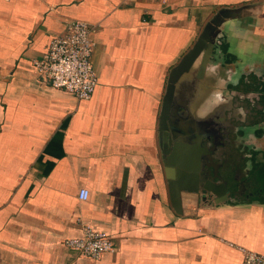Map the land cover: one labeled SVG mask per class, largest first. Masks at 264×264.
Segmentation results:
<instances>
[{
  "label": "crops",
  "instance_id": "crops-1",
  "mask_svg": "<svg viewBox=\"0 0 264 264\" xmlns=\"http://www.w3.org/2000/svg\"><path fill=\"white\" fill-rule=\"evenodd\" d=\"M246 4L216 38L235 85L249 80L241 100L221 103L242 110L238 131L250 133L249 144L232 133L227 155L242 196L216 204L182 192L177 210L162 142L175 145L159 134L168 74L218 9ZM75 19L97 26L87 100L32 63ZM233 38L239 51H264V0H0V264H240L239 246L264 255V84L252 76L261 69L264 82V59L238 69ZM82 224L114 249L94 260L66 246Z\"/></svg>",
  "mask_w": 264,
  "mask_h": 264
},
{
  "label": "flooded vegetation",
  "instance_id": "flooded-vegetation-1",
  "mask_svg": "<svg viewBox=\"0 0 264 264\" xmlns=\"http://www.w3.org/2000/svg\"><path fill=\"white\" fill-rule=\"evenodd\" d=\"M216 48L203 67L201 65L202 51L190 69L176 83L175 101L179 104L175 111H171L167 117L168 127L164 134L175 147L181 141L195 143L205 149L207 157L202 156L201 162L203 177H207L206 173L209 175V171L214 169L212 163L220 164L225 159V153L229 154L230 148L235 146L237 141L249 144L247 142L250 140V133L247 129L238 131L239 127H242L239 126L241 120L245 119L242 110L239 108L234 114L233 111H228L229 108L226 105H220L224 102L227 104L231 95L239 101L243 98V94L241 96V91L234 83L235 77H231L228 72L229 67H226L227 62L223 59V50ZM255 72L259 75L261 69L260 71L255 69ZM256 74L252 75L256 78V83L263 85L264 82H260ZM239 82L245 83L249 80L244 75L239 78ZM223 112L225 122L220 119ZM232 133L237 136V141L230 139ZM235 186L234 195L230 197L232 200H238L242 196L241 189ZM248 195L251 194H244V197L248 198Z\"/></svg>",
  "mask_w": 264,
  "mask_h": 264
},
{
  "label": "water",
  "instance_id": "water-1",
  "mask_svg": "<svg viewBox=\"0 0 264 264\" xmlns=\"http://www.w3.org/2000/svg\"><path fill=\"white\" fill-rule=\"evenodd\" d=\"M255 4H246L237 7H222L218 9L215 14L206 22L201 33L197 36L193 44L182 55L177 64L172 66L166 80L165 91L163 94L160 112H159V134L162 139L167 140L170 144L169 138L164 134L167 129L166 120L171 111L179 102L175 101L176 83L180 77L187 72L192 63L196 60L199 54L203 51L202 67L205 66L207 59L216 51L217 35L221 31V25L226 20L241 18L249 13V9ZM225 105V104H220ZM225 122L224 113L220 118ZM177 149L168 148L165 142H162L164 164L167 170L169 192L171 200L177 210L181 208L182 192H188L187 195H200L204 200L205 197L215 201L216 204L229 201L234 194L235 185L242 184V181L235 183L236 172L231 168L229 157L225 153V159L220 163H212L213 170L209 171L207 177L201 175L202 156L207 157L205 149L196 145L195 143H183ZM168 144V145H169ZM223 152V150L221 151ZM220 152V153H221ZM231 154V153H230ZM230 156V155H229ZM204 157V158H205ZM224 166V167H223ZM209 199V200H210ZM216 199V200H215Z\"/></svg>",
  "mask_w": 264,
  "mask_h": 264
},
{
  "label": "built area",
  "instance_id": "built-area-1",
  "mask_svg": "<svg viewBox=\"0 0 264 264\" xmlns=\"http://www.w3.org/2000/svg\"><path fill=\"white\" fill-rule=\"evenodd\" d=\"M96 28L82 19L67 22L64 32L52 36L45 54L32 61L37 76L54 88L72 93L78 100L89 99L97 83L90 59L94 46L91 34ZM77 196L81 201L86 200L88 190L80 188ZM63 243L94 260L114 249L110 235L90 224H82V234L66 238ZM237 248L241 252L240 264H264L263 254L241 246Z\"/></svg>",
  "mask_w": 264,
  "mask_h": 264
},
{
  "label": "rangeland",
  "instance_id": "rangeland-1",
  "mask_svg": "<svg viewBox=\"0 0 264 264\" xmlns=\"http://www.w3.org/2000/svg\"><path fill=\"white\" fill-rule=\"evenodd\" d=\"M229 44H230V51L229 52L232 55H235L240 59V62L237 65L238 69H241L243 64H249L251 62L260 63L261 60L264 59V51L263 50H259L257 53H255L251 48H246L245 51H243V50L239 51V48H237V39H235V38L231 39ZM228 56H230V55L224 54L223 59H228L227 58ZM226 67H227V65H226ZM242 87H243L242 83L238 82L237 88H242Z\"/></svg>",
  "mask_w": 264,
  "mask_h": 264
}]
</instances>
